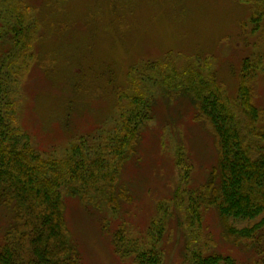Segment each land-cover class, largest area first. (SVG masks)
Instances as JSON below:
<instances>
[{
    "label": "rangeland",
    "instance_id": "rangeland-1",
    "mask_svg": "<svg viewBox=\"0 0 264 264\" xmlns=\"http://www.w3.org/2000/svg\"><path fill=\"white\" fill-rule=\"evenodd\" d=\"M25 7L35 18L38 61L23 82L18 122L47 157L61 158L72 145L91 147L123 122L122 113L130 106L117 108L115 86L126 81L130 65L140 58L158 59L169 50L202 53L231 97L238 90L243 59L264 52V36L252 33L251 21L245 24L251 7L241 0H27ZM180 64L184 68L185 59ZM167 88L180 96L165 82L153 92L159 104L124 166L119 206H106L102 199L97 205L66 199L67 226L83 264H134L115 253L114 235L122 231L125 240L145 238L156 201L173 198L177 182L182 192L203 183L216 165L213 135L195 122L190 102L177 97L167 105ZM256 89L264 107V72ZM138 103H132L134 109ZM87 135L90 141L83 140ZM184 155L186 178L176 168ZM9 218L10 212L0 208V238ZM169 224L165 264H190L182 254L185 238L177 210ZM202 227L218 250L234 254L240 264L256 261L252 249L224 238L214 209L205 212Z\"/></svg>",
    "mask_w": 264,
    "mask_h": 264
},
{
    "label": "trees",
    "instance_id": "trees-1",
    "mask_svg": "<svg viewBox=\"0 0 264 264\" xmlns=\"http://www.w3.org/2000/svg\"><path fill=\"white\" fill-rule=\"evenodd\" d=\"M241 1L251 7L245 24L251 21L252 33L264 36V0ZM26 2L0 0V208L10 212L0 238V264H83L67 226L66 199L74 196L96 205L102 199L106 206H119L124 191L118 182L145 120L155 116L159 97L153 92L163 82L192 104L195 122L213 135L217 162L203 183L182 192L177 182L173 198L156 201L145 238L125 240L122 231L115 234V253L134 264H165L168 225L177 210L185 238L182 254L190 264H240L203 231L205 212L214 209L224 238L254 251L256 261L249 264H264V107L256 89L264 52L243 59L238 90L231 97L202 53L169 50L135 64L126 81L115 86L117 108L130 106L122 113L123 122L91 147L72 145L61 158L47 157L18 122L23 82L38 61L35 18ZM166 93L170 105L177 97L168 88ZM134 102H139L135 109ZM83 140L90 141L89 135ZM186 158L179 157L176 167L184 178L189 174Z\"/></svg>",
    "mask_w": 264,
    "mask_h": 264
},
{
    "label": "bare ground",
    "instance_id": "bare-ground-1",
    "mask_svg": "<svg viewBox=\"0 0 264 264\" xmlns=\"http://www.w3.org/2000/svg\"><path fill=\"white\" fill-rule=\"evenodd\" d=\"M111 1H115V0H111ZM145 60H146V59H142V58H140V59L134 61V62L132 63V65H130V67H131V66H134L135 64H138V63H140V62H142V61H145Z\"/></svg>",
    "mask_w": 264,
    "mask_h": 264
}]
</instances>
